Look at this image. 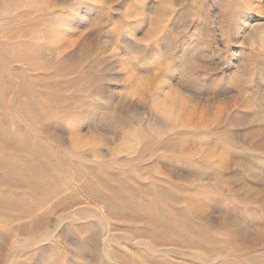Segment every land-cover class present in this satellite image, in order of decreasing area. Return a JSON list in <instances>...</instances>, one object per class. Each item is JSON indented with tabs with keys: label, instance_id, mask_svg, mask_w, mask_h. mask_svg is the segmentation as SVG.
Here are the masks:
<instances>
[{
	"label": "rangeland",
	"instance_id": "rangeland-1",
	"mask_svg": "<svg viewBox=\"0 0 264 264\" xmlns=\"http://www.w3.org/2000/svg\"><path fill=\"white\" fill-rule=\"evenodd\" d=\"M0 264H264V0H0Z\"/></svg>",
	"mask_w": 264,
	"mask_h": 264
},
{
	"label": "bare ground",
	"instance_id": "bare-ground-1",
	"mask_svg": "<svg viewBox=\"0 0 264 264\" xmlns=\"http://www.w3.org/2000/svg\"><path fill=\"white\" fill-rule=\"evenodd\" d=\"M250 24V22L249 21H247L246 22V26H248ZM56 31L54 30V29H49L48 31H47V33H46V35H47V38H48V45L50 44V42H51V44L52 45H54V47H58V45H59V43H60V38H57L56 37ZM53 37H56V38H53ZM244 38V37H243ZM53 47V48H54Z\"/></svg>",
	"mask_w": 264,
	"mask_h": 264
}]
</instances>
